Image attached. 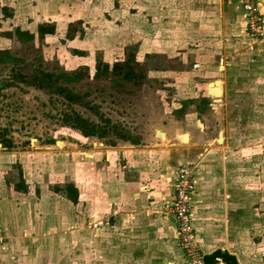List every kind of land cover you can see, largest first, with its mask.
<instances>
[{
	"label": "rangeland",
	"instance_id": "1",
	"mask_svg": "<svg viewBox=\"0 0 264 264\" xmlns=\"http://www.w3.org/2000/svg\"><path fill=\"white\" fill-rule=\"evenodd\" d=\"M241 1L0 0V264H264V0L254 27ZM184 168L189 242L170 211Z\"/></svg>",
	"mask_w": 264,
	"mask_h": 264
},
{
	"label": "built area",
	"instance_id": "2",
	"mask_svg": "<svg viewBox=\"0 0 264 264\" xmlns=\"http://www.w3.org/2000/svg\"><path fill=\"white\" fill-rule=\"evenodd\" d=\"M243 10L247 16L251 17L250 26L254 27L253 17L259 12L258 3L255 0H242ZM196 177L193 168H184L178 171L174 179L175 197L170 207V211L176 217L182 233V240L189 242L192 239V201L196 190ZM193 258V264H206L204 256L199 254L195 249L189 250Z\"/></svg>",
	"mask_w": 264,
	"mask_h": 264
},
{
	"label": "trees",
	"instance_id": "3",
	"mask_svg": "<svg viewBox=\"0 0 264 264\" xmlns=\"http://www.w3.org/2000/svg\"><path fill=\"white\" fill-rule=\"evenodd\" d=\"M54 32V30L52 28H48V27H44L41 26L40 27V33L41 35H45V34H52ZM49 79H52L53 76L48 75ZM43 86V85H41ZM63 91V89H62ZM64 96L66 97L67 100H69V102H73L76 101V96L73 94V91H63ZM75 121L73 122L75 124V126L79 129H81L83 131V133L89 137H100L103 138V134H100L97 132V130L99 129V127L95 124L92 123L86 119H83L81 116H77L76 119H74ZM1 140V138H0ZM24 187L26 188V184L23 183V189ZM20 189V190H23ZM37 193L39 192V190H36ZM66 191L68 193V198L73 202V203H77L78 199H79V190L76 187V185L74 183H70L66 186ZM205 259V263L206 264H238V260L236 258V256L230 254L228 251L226 250H221L218 249L216 251H214L211 254L205 255L204 256Z\"/></svg>",
	"mask_w": 264,
	"mask_h": 264
},
{
	"label": "water",
	"instance_id": "4",
	"mask_svg": "<svg viewBox=\"0 0 264 264\" xmlns=\"http://www.w3.org/2000/svg\"><path fill=\"white\" fill-rule=\"evenodd\" d=\"M220 83H222V82H221V81H215V82L210 83V84L208 85V95H209L210 97L215 98V101H217L216 99H218V97L221 98V97L223 96V94H224L223 87H222V86H221V87L218 86V84H220ZM219 101H220V100H219ZM156 134H157L158 136H161V137H166V134L163 133L162 131H157ZM185 135H187V133H186ZM180 138H181V137H180ZM223 142H224V134H223V132H221V133L219 134L218 143L221 144V143H223Z\"/></svg>",
	"mask_w": 264,
	"mask_h": 264
},
{
	"label": "crops",
	"instance_id": "5",
	"mask_svg": "<svg viewBox=\"0 0 264 264\" xmlns=\"http://www.w3.org/2000/svg\"><path fill=\"white\" fill-rule=\"evenodd\" d=\"M109 158V156L107 155V159ZM109 160H110V158H109ZM106 179H108V178H106ZM196 181H197V184H198V173H197V177H196ZM195 192H196V190H195ZM122 194H120L119 192L118 193H116V196H121ZM118 198V200H119V197H117ZM132 199V198H131ZM195 200V197H193V201ZM132 205L130 206V212H131V218H132V220L133 221H135L136 220V215H137V212H138V210H136V211H134L133 210V208H137L138 207V205H135L134 204V200L132 199ZM194 203V202H193ZM123 210V209H122ZM196 216H194V214H193V220L195 219V221H196V218H195ZM134 224V223H133ZM222 250V249H221ZM216 251V250H215ZM227 251V250H226ZM214 252V251H213ZM213 252H210V253H207V254H205V255H208V254H211V253H213ZM230 254H232V255H234L233 253H231V252H229ZM234 256H236V255H234ZM237 258V257H236ZM238 260V259H237Z\"/></svg>",
	"mask_w": 264,
	"mask_h": 264
},
{
	"label": "flooded vegetation",
	"instance_id": "6",
	"mask_svg": "<svg viewBox=\"0 0 264 264\" xmlns=\"http://www.w3.org/2000/svg\"><path fill=\"white\" fill-rule=\"evenodd\" d=\"M46 35V34H45ZM122 66H123V64H122ZM36 86H38V87H41V88H43L44 86H41V85H36ZM224 90V89H223ZM207 93H208V88H207ZM83 118V117H82ZM83 119H85V118H83ZM87 120V119H86ZM75 120H73V122H74ZM89 121V120H88ZM73 122H67V124L71 127V128H73V129H75V130H79L85 137H87L84 133H83V131L81 130V129H79V128H77L76 126H75V124L73 123ZM0 131H1V127H0ZM164 133V132H163ZM166 134V133H165ZM167 136V135H166ZM89 137H91V136H89ZM0 138H1V140H0V144H3L4 143V138L2 137V135L0 134Z\"/></svg>",
	"mask_w": 264,
	"mask_h": 264
},
{
	"label": "bare ground",
	"instance_id": "7",
	"mask_svg": "<svg viewBox=\"0 0 264 264\" xmlns=\"http://www.w3.org/2000/svg\"><path fill=\"white\" fill-rule=\"evenodd\" d=\"M218 86H220V84H218ZM218 99H220V97H218ZM180 137H181V139H183L182 141H184L186 143H189L190 142V135L189 134H187V135L183 134Z\"/></svg>",
	"mask_w": 264,
	"mask_h": 264
}]
</instances>
